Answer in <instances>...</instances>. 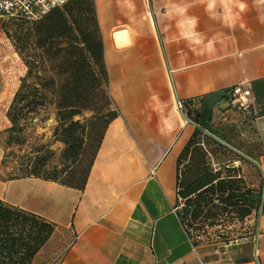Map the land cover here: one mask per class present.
<instances>
[{
    "label": "crops",
    "instance_id": "0c3cea01",
    "mask_svg": "<svg viewBox=\"0 0 264 264\" xmlns=\"http://www.w3.org/2000/svg\"><path fill=\"white\" fill-rule=\"evenodd\" d=\"M95 5L118 114L88 182L79 189L35 175L0 178V197L67 229L48 264H264V0ZM123 30L129 40L120 45ZM242 81L256 95L251 112L232 108L223 94L208 121L249 156L241 152L236 162L262 190L263 209L255 240L218 255L213 244H194L175 208L177 157L196 129L177 103L199 105L204 94ZM2 156L0 146V170Z\"/></svg>",
    "mask_w": 264,
    "mask_h": 264
},
{
    "label": "trees",
    "instance_id": "16d2710c",
    "mask_svg": "<svg viewBox=\"0 0 264 264\" xmlns=\"http://www.w3.org/2000/svg\"><path fill=\"white\" fill-rule=\"evenodd\" d=\"M11 18L20 20L12 37L27 72L7 110L11 124L4 130L0 178L35 175L84 188L109 122L118 114L95 0H68L34 20ZM206 97L199 105L195 98L184 100L185 112L199 125L177 157L175 208L194 244L201 243L197 231L205 225L243 219L262 202V190L248 184L236 164L244 158L239 145L221 128L201 122ZM40 125L50 133L37 132ZM220 151L237 156L219 162L214 156ZM8 163L11 170L3 175ZM55 229L42 214L0 197V264H33Z\"/></svg>",
    "mask_w": 264,
    "mask_h": 264
},
{
    "label": "rangeland",
    "instance_id": "374dc122",
    "mask_svg": "<svg viewBox=\"0 0 264 264\" xmlns=\"http://www.w3.org/2000/svg\"><path fill=\"white\" fill-rule=\"evenodd\" d=\"M19 21V19H4L3 16L0 17V127H3L0 129V146L3 155L6 150L5 139L7 136L4 130L11 124L10 118L7 116V110L11 104L10 102L15 91L20 84L21 77L27 72L24 58L17 48L15 39L12 37L14 27ZM45 130L50 133L48 127L44 128L41 125L37 127V132ZM237 152L238 151L236 150L235 153ZM236 156L237 154L231 152L220 151L215 153L214 159L220 162L227 157ZM10 165L11 164L8 163L6 167L2 168L3 175L9 173L11 170ZM259 213L260 210L258 212L254 211L243 219L224 218L220 221L221 223L215 225L207 224L204 226L203 230L197 231L200 232L199 239H202L201 243L213 244V246L220 249H223V247L228 244L226 247L230 250L231 248L239 246V243L243 241H254V236L258 230L257 219ZM66 240L67 229H56L47 241V244L43 249V255H41L40 259H37L38 261L35 264H48L50 256L54 255V253H59L66 245Z\"/></svg>",
    "mask_w": 264,
    "mask_h": 264
},
{
    "label": "built area",
    "instance_id": "2783aa9c",
    "mask_svg": "<svg viewBox=\"0 0 264 264\" xmlns=\"http://www.w3.org/2000/svg\"><path fill=\"white\" fill-rule=\"evenodd\" d=\"M68 0H0V17L10 19L11 17H22L24 19L34 20L49 12L53 7L62 5ZM227 103L232 108H237L242 111L251 112V108L256 102V95L252 90L251 85L247 82H237L233 86L225 89L224 93ZM180 111L185 114L188 120H192L196 125H199L192 117L185 112L186 103L184 99H178L177 103ZM215 247L214 253L218 255L228 254L230 249Z\"/></svg>",
    "mask_w": 264,
    "mask_h": 264
},
{
    "label": "water",
    "instance_id": "95a60500",
    "mask_svg": "<svg viewBox=\"0 0 264 264\" xmlns=\"http://www.w3.org/2000/svg\"><path fill=\"white\" fill-rule=\"evenodd\" d=\"M118 36L117 38V42L118 44H122L125 41L129 40V36L127 34L126 30H123L122 32H119L118 34H116ZM225 89H218V91H214L211 92L207 95V97L204 100V109H203V113L200 117L201 122L204 124L206 122H208V120L211 118L212 116V109L214 107L215 104H217L219 102V100L223 97V93H224ZM234 147V145H232ZM240 152H242L244 155H246L247 157H249L246 153H244L243 151H241L240 149H238ZM261 207H260V213L262 212L263 209V205L261 202Z\"/></svg>",
    "mask_w": 264,
    "mask_h": 264
}]
</instances>
